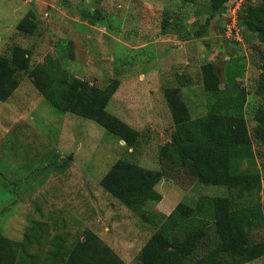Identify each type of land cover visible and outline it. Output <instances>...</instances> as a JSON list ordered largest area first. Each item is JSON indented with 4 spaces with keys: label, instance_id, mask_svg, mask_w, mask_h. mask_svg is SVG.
<instances>
[{
    "label": "rangeland",
    "instance_id": "1",
    "mask_svg": "<svg viewBox=\"0 0 264 264\" xmlns=\"http://www.w3.org/2000/svg\"><path fill=\"white\" fill-rule=\"evenodd\" d=\"M258 3L245 0L239 16ZM210 4L211 0H0V54L11 59L18 46L31 57L30 69L14 74L17 88L0 100V235L22 240L33 221L42 223L50 235L30 247L40 260L24 264H47L43 248L55 235H63L68 245L85 228L94 230L126 264L139 263L155 225L122 204L101 181L124 156L151 169L162 167L159 148L174 129L166 91L176 89L192 118L206 115L209 95L203 63L214 62L225 92L237 85L246 90L245 116L253 134L258 115L264 113V94L257 92L264 41L240 24L239 17L230 32L221 9L208 22ZM85 13H97L98 18ZM30 19L37 25L34 32L18 28ZM47 63L64 68L68 80L82 78L102 88L119 83L108 110L142 133L134 155L125 141L95 120L61 111L45 98L31 70ZM253 151L255 160L236 161L233 167L261 174L263 218L251 239L264 242L263 142L253 138ZM175 174L159 181L162 199L146 204L148 214L168 212L165 206L172 210L180 202L194 205L202 195H229L226 185L200 182L184 169ZM243 264H264V255Z\"/></svg>",
    "mask_w": 264,
    "mask_h": 264
},
{
    "label": "trees",
    "instance_id": "2",
    "mask_svg": "<svg viewBox=\"0 0 264 264\" xmlns=\"http://www.w3.org/2000/svg\"><path fill=\"white\" fill-rule=\"evenodd\" d=\"M230 1L234 0H211L207 21L220 9L223 14ZM97 13L85 16L95 19ZM238 17L240 24L264 41V0L245 7ZM36 27L32 19L18 25L28 33ZM30 65L29 52L21 47L14 48L11 59L0 54V100H7L17 88L16 71L29 70ZM261 70L257 92L264 94V62ZM201 71L209 95L206 115L192 118L176 89L166 91L174 129L159 148L162 167L151 169L124 156L101 181L122 204L155 225L154 233L141 249L138 264H243L264 255V242L251 239V232L263 218L258 195L261 174L233 167L236 161L255 160L253 138L264 144V113L258 115V126L250 134L245 116L246 90L237 85L232 92H225L214 62L203 63ZM236 73L231 76L232 82ZM31 75L38 90L53 106L95 120L125 141L127 149L132 148L130 154L137 152L144 139L142 133L108 110L119 83L116 87L102 88L82 78L68 80L64 68L51 63L38 65ZM179 169L187 170L200 182L226 185L229 195H202L194 205L178 203L169 214H148L146 204L162 199L156 188L159 181L165 176L173 178ZM48 233L45 234L42 223L33 221L22 240L0 235V264L39 261L40 255L31 252L30 247ZM43 253L47 264H126L90 228H85L82 236L68 245L63 235H55Z\"/></svg>",
    "mask_w": 264,
    "mask_h": 264
},
{
    "label": "built area",
    "instance_id": "3",
    "mask_svg": "<svg viewBox=\"0 0 264 264\" xmlns=\"http://www.w3.org/2000/svg\"><path fill=\"white\" fill-rule=\"evenodd\" d=\"M243 1L244 0L240 2H237V0L230 1V3L223 12V15L227 18L226 21L229 22L227 23V28L229 29L230 32L232 31V28H236L237 18L239 15L238 11L242 6Z\"/></svg>",
    "mask_w": 264,
    "mask_h": 264
},
{
    "label": "crops",
    "instance_id": "4",
    "mask_svg": "<svg viewBox=\"0 0 264 264\" xmlns=\"http://www.w3.org/2000/svg\"><path fill=\"white\" fill-rule=\"evenodd\" d=\"M117 90H118V89H117ZM117 90H116L115 93H117ZM115 93L113 94V96L115 95ZM113 96H112V98H113ZM112 98H111V99H112ZM110 102H111V100H110ZM109 104H110V103H109ZM124 121H125V120H124ZM127 123L130 124L131 126H133L130 122H127ZM133 127H134V126H133ZM137 130H138V129H137ZM125 143H126V142H125ZM130 151H132V148H130ZM156 188H157V187H156ZM164 206H165V205H164ZM165 207H166V209H168V212L161 210V211H160L161 213L169 214V213L173 210V209L171 210V207H172V206H169V207H168V206H165ZM170 210H171V211H170Z\"/></svg>",
    "mask_w": 264,
    "mask_h": 264
}]
</instances>
